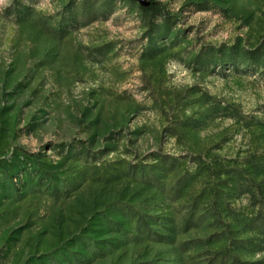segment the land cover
<instances>
[{"label": "rangeland", "instance_id": "374dc122", "mask_svg": "<svg viewBox=\"0 0 264 264\" xmlns=\"http://www.w3.org/2000/svg\"><path fill=\"white\" fill-rule=\"evenodd\" d=\"M0 264H264V0L0 5Z\"/></svg>", "mask_w": 264, "mask_h": 264}, {"label": "clouds", "instance_id": "9594fccd", "mask_svg": "<svg viewBox=\"0 0 264 264\" xmlns=\"http://www.w3.org/2000/svg\"><path fill=\"white\" fill-rule=\"evenodd\" d=\"M6 0H0V5H5Z\"/></svg>", "mask_w": 264, "mask_h": 264}, {"label": "trees", "instance_id": "16d2710c", "mask_svg": "<svg viewBox=\"0 0 264 264\" xmlns=\"http://www.w3.org/2000/svg\"><path fill=\"white\" fill-rule=\"evenodd\" d=\"M151 8H153V9L156 10V11H160L159 8L156 7V6H153V7L151 6Z\"/></svg>", "mask_w": 264, "mask_h": 264}]
</instances>
